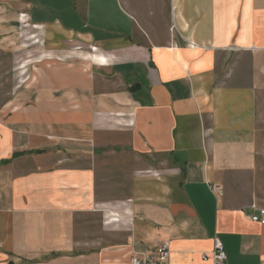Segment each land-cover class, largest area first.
I'll use <instances>...</instances> for the list:
<instances>
[{
  "label": "crops",
  "instance_id": "1",
  "mask_svg": "<svg viewBox=\"0 0 264 264\" xmlns=\"http://www.w3.org/2000/svg\"><path fill=\"white\" fill-rule=\"evenodd\" d=\"M20 15L50 51L0 108V264H264V0H0V45Z\"/></svg>",
  "mask_w": 264,
  "mask_h": 264
},
{
  "label": "rangeland",
  "instance_id": "2",
  "mask_svg": "<svg viewBox=\"0 0 264 264\" xmlns=\"http://www.w3.org/2000/svg\"><path fill=\"white\" fill-rule=\"evenodd\" d=\"M25 21V18L20 15L19 23L15 29L18 37L16 42L1 43L0 45V108L4 102L14 97L13 93L20 87L28 86L31 68L23 67L27 61L37 59L50 51L46 40H41L45 32L28 25ZM68 50L72 53L75 49ZM79 52L87 54L89 51L88 48H81ZM70 53L67 54L71 56ZM67 54H54L59 58V60L57 58L54 60L57 62L66 61Z\"/></svg>",
  "mask_w": 264,
  "mask_h": 264
},
{
  "label": "built area",
  "instance_id": "3",
  "mask_svg": "<svg viewBox=\"0 0 264 264\" xmlns=\"http://www.w3.org/2000/svg\"><path fill=\"white\" fill-rule=\"evenodd\" d=\"M22 18H25V23H27L26 15H22ZM213 191L219 195L223 194V190L219 187H213ZM252 221L264 225V209H259L258 215L253 216ZM170 255L169 243H163L154 252L135 253L125 261H105L103 264H168ZM203 260H210L213 264H227L228 257L225 246L219 237L214 238L213 251L211 254L203 255Z\"/></svg>",
  "mask_w": 264,
  "mask_h": 264
}]
</instances>
